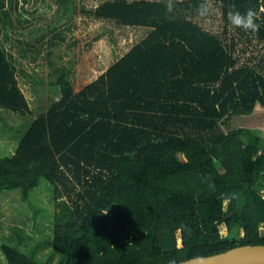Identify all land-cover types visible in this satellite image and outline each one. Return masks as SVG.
Returning a JSON list of instances; mask_svg holds the SVG:
<instances>
[{"label": "trees", "instance_id": "obj_1", "mask_svg": "<svg viewBox=\"0 0 264 264\" xmlns=\"http://www.w3.org/2000/svg\"><path fill=\"white\" fill-rule=\"evenodd\" d=\"M171 2V12L169 0L84 8L150 31L79 92L58 69L59 96L37 117L0 39V107L32 117L0 156V192L27 200L51 186L58 264H178L264 243V138L238 120L264 108V0ZM248 8L256 32L227 19ZM2 251L0 264H48L19 244Z\"/></svg>", "mask_w": 264, "mask_h": 264}, {"label": "rangeland", "instance_id": "obj_2", "mask_svg": "<svg viewBox=\"0 0 264 264\" xmlns=\"http://www.w3.org/2000/svg\"><path fill=\"white\" fill-rule=\"evenodd\" d=\"M100 1L65 0L70 6L66 16L63 0H5V6L0 7V39L17 66L19 85L35 117L59 96V89L52 84L60 73L58 69L68 71L75 91L79 92L100 70L149 33L147 27L118 25L84 12V8H93ZM238 120L254 135L264 138V108L255 115L239 116ZM31 121L32 117L0 107V156L16 151ZM260 191L264 194V184ZM56 202L46 182L35 188L27 200L18 191L0 192L3 261L2 245L10 242L19 244L25 252H33L48 264L59 263L60 253L53 247ZM219 230L224 236L229 234L225 223L219 224ZM261 232L264 234V224ZM243 234V229L232 232L235 237Z\"/></svg>", "mask_w": 264, "mask_h": 264}, {"label": "water", "instance_id": "obj_3", "mask_svg": "<svg viewBox=\"0 0 264 264\" xmlns=\"http://www.w3.org/2000/svg\"><path fill=\"white\" fill-rule=\"evenodd\" d=\"M178 264H264V243L237 245L215 254L195 256Z\"/></svg>", "mask_w": 264, "mask_h": 264}, {"label": "clouds", "instance_id": "obj_4", "mask_svg": "<svg viewBox=\"0 0 264 264\" xmlns=\"http://www.w3.org/2000/svg\"><path fill=\"white\" fill-rule=\"evenodd\" d=\"M173 10V4L171 0L168 3V11ZM209 11V5L202 3L200 6L201 15L207 14ZM227 19L231 25L243 29L245 31L256 32L259 28V24L256 22L259 19V14L253 8H248L243 13L238 9H230L227 12Z\"/></svg>", "mask_w": 264, "mask_h": 264}, {"label": "crops", "instance_id": "obj_5", "mask_svg": "<svg viewBox=\"0 0 264 264\" xmlns=\"http://www.w3.org/2000/svg\"><path fill=\"white\" fill-rule=\"evenodd\" d=\"M145 36H146V35H145ZM145 36H144V37H145ZM105 69H106V68H105ZM105 69H104V70H105ZM102 71H103V70H100V72H102ZM257 108H259V109H257ZM257 108H256V110H255L251 115H255L256 113H259V111H260V107H257ZM251 115H249V116H251Z\"/></svg>", "mask_w": 264, "mask_h": 264}]
</instances>
